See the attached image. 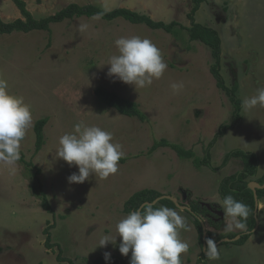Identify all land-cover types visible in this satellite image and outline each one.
Wrapping results in <instances>:
<instances>
[{
    "label": "rangeland",
    "instance_id": "374dc122",
    "mask_svg": "<svg viewBox=\"0 0 264 264\" xmlns=\"http://www.w3.org/2000/svg\"><path fill=\"white\" fill-rule=\"evenodd\" d=\"M25 1L36 18L55 14L71 3H92L107 10L127 7L181 25L171 33L96 15L53 23L50 30L0 33V78L7 80L11 94L22 96L30 105L33 117L21 142L24 158L17 162L14 174L0 165V264H89L105 252L129 264L131 251L128 256L119 252L120 237L106 247H99V241L105 235L115 238L117 223L129 214L125 202L145 188L171 195L182 206L210 203L224 214L213 218L208 211L199 214L207 226L205 251L196 215L174 208L188 225L180 230V238L189 245L181 254L182 264H264V199L259 200V225L244 244L219 238L228 232H249L225 230L232 218L224 211L219 186L224 177L243 169L240 157L223 165L233 149L255 152L260 162L252 181L264 176V107L242 108L241 121L211 146V166L197 167L193 158H181L170 147L148 152L156 140L166 138L204 158L221 126L234 119L235 106L211 71V48L191 40L184 28L192 25L189 14L195 0ZM0 16L5 21L23 17L13 0H0ZM194 16L196 22L217 29L222 38L221 74L226 85L237 84L242 101L255 95L264 87V0H205ZM82 25L87 27L82 30ZM131 36L150 39L168 65L151 86L135 88L107 74L110 56L118 54L114 41ZM180 81L184 88L173 92L170 85ZM100 86L138 102L148 119L110 107L95 92ZM43 117L49 118L46 142L36 151L35 124ZM78 122L111 132L113 142L122 145L127 161L118 162L116 174L68 182L78 168L56 153L59 138L72 133ZM45 199L51 211L45 208ZM46 228L51 248L46 245ZM209 241L214 242L216 259L203 257ZM59 253L65 260H58Z\"/></svg>",
    "mask_w": 264,
    "mask_h": 264
},
{
    "label": "clouds",
    "instance_id": "9594fccd",
    "mask_svg": "<svg viewBox=\"0 0 264 264\" xmlns=\"http://www.w3.org/2000/svg\"><path fill=\"white\" fill-rule=\"evenodd\" d=\"M86 27L82 25L81 29ZM114 43L118 54L110 56L106 64L110 77L135 88H144L151 86L154 79H160L168 68L160 49L148 38L120 37ZM170 87L173 92H179L184 83L173 82ZM241 106L245 110L264 107V87L258 88L255 95L244 98ZM32 123L30 105L22 96L11 94L7 80L0 78V165L6 166L12 174L21 158V142ZM56 155L69 166L78 168V172L67 178L68 182L84 183L91 175L107 179L116 174L124 152L121 144L113 142L111 132L78 122L72 133L59 138ZM222 205L226 215L232 218L225 230L246 229L244 221L250 212L248 205L230 194L223 198ZM187 229L185 217L175 209L146 204L121 219L116 225L115 238L105 235L100 239L99 247L115 244L118 236L119 252L128 256L131 251L129 264H182L181 254L188 251L189 245L180 238V230ZM208 243L207 255L216 259L214 242ZM110 258L111 253L105 252V261Z\"/></svg>",
    "mask_w": 264,
    "mask_h": 264
},
{
    "label": "trees",
    "instance_id": "16d2710c",
    "mask_svg": "<svg viewBox=\"0 0 264 264\" xmlns=\"http://www.w3.org/2000/svg\"><path fill=\"white\" fill-rule=\"evenodd\" d=\"M205 0H195L196 4L189 14L191 18L192 25L189 27H184L188 30L191 40L200 41L211 48L212 56L214 58V63L211 65V71L217 80V84L220 88L224 89L230 96L234 106V119L228 125L224 124L221 126L220 131L216 134V137L210 142L207 153L204 158L195 157V153L191 149H186L178 143L171 142L166 138L156 140L153 145L148 150L149 153H153L160 147H170L174 149L181 158H193V163L195 166L200 167L202 165L211 166V146L215 143L218 136H221L227 129L234 128L238 122L241 121L242 115V99L237 96L238 85L235 84L232 88H229L226 85L225 79L221 74V60H222V38L217 29L204 25L202 23L195 21V13L199 9L201 3ZM16 6L20 9L23 17L17 18L13 21H5L0 16V33L10 34L13 32H25L29 33L35 30H50L51 24L59 23L66 19H72L74 17L81 16H101L106 20H114L117 18H124L132 23L136 24H145L153 29H164L168 32L173 33L177 25H181L177 21L165 22L162 20H155L150 15L146 13H141L139 11L127 8V7H118L113 10H107L99 7L95 4H85L81 5L78 3H71L66 7L62 8L55 14L48 15L43 18H36L33 13L28 9L27 2L25 0H13ZM97 96L108 104L110 107H114L121 114L138 117L140 120H147L148 117L146 113L141 109L138 102L124 97L118 94L115 91L109 90L105 87H98L95 90ZM49 121L48 117L40 118L35 124L36 132V151H40L45 142V127ZM233 157H240L243 159L244 166L240 171L230 174L221 181L219 186V194L223 200L226 195H232L235 199L242 201L248 205L250 212L249 215L244 221L246 223V230L249 232L240 233L241 236L235 241L237 244H244L249 236L250 231L253 230L257 223V217L255 215L256 209V199L255 191L249 187V183L253 180V177L257 175L259 168V157L253 151H246L243 149H233L229 151L223 161V165H226L229 160ZM24 158L23 153L21 152V159ZM127 158L122 157L119 162H126ZM220 167L216 168L218 170ZM257 182L260 185L264 184V176L257 179ZM256 193L258 199H264V188H257ZM44 194V193H43ZM164 195L162 192L156 189H141L134 192L125 202L124 210L127 213H130L134 210H139L145 202H153L157 198ZM155 207H160L161 205L167 206L169 208H177V205L174 201L168 198H162L159 202L152 204ZM44 206L48 211H51L50 205L47 200H44ZM191 207V213L196 215L195 225L199 231V240L202 245H204L203 239V223L199 218V214H203L208 211L210 218H213L214 213H212L206 206L202 205L201 202H193ZM44 233L47 235L46 245L51 248L52 243H50L51 234L49 229L46 228ZM210 234V233H209ZM239 233L228 232L221 234L219 238H235ZM58 260L63 261L61 253L58 254ZM203 257H208L203 253ZM70 264H75L73 261ZM89 264H127L125 259L121 257L111 256L110 260L105 261L104 256L97 257L93 262Z\"/></svg>",
    "mask_w": 264,
    "mask_h": 264
},
{
    "label": "water",
    "instance_id": "95a60500",
    "mask_svg": "<svg viewBox=\"0 0 264 264\" xmlns=\"http://www.w3.org/2000/svg\"><path fill=\"white\" fill-rule=\"evenodd\" d=\"M249 187L255 191V199H256L255 215H256V217H257V223H256V226H255L254 229H256V228L258 227V225H259V219H258L259 199H258V195H257V193H256V189H257V188H264V184H263V185H260L257 181H251V182L249 183ZM186 196H187V194L184 193V198H186ZM162 198H168V199H171L172 201H174V202L176 203V205H177L178 207H181V208H183V209H189V210H191L190 207L180 205V204L177 202V199L174 198V197H172L171 195H162L161 197L157 198V199H156L155 201H153V202H148V201H147V202L143 203L142 206H144V205H146V204H155V203H157V202H158L160 199H162ZM202 205H205V206H207V207L210 208V209L212 208V206H211L210 203H202ZM142 206H141L139 209H141ZM218 212H219V215H221V217H223V215H224L223 212H222V211H218ZM200 220H201V218H200ZM201 221H202V220H201ZM202 223H203L204 250L207 251V250H206V249H207V244H206L207 226H206V224H205L203 221H202ZM240 236H241V235H237L235 238H229V237H226V238H224L223 240H226V241H232V240H234V241H235V240H237Z\"/></svg>",
    "mask_w": 264,
    "mask_h": 264
},
{
    "label": "flooded vegetation",
    "instance_id": "af4514ba",
    "mask_svg": "<svg viewBox=\"0 0 264 264\" xmlns=\"http://www.w3.org/2000/svg\"><path fill=\"white\" fill-rule=\"evenodd\" d=\"M205 206V205H204ZM215 206V205H214ZM207 207V206H206ZM208 208V207H207ZM209 209V208H208ZM212 213H214V215L216 216V217H218V215H219V212L218 211H221V210H219V209H216V208H211V209H209ZM215 217V218H216ZM201 220L203 221V219L201 218ZM224 238V237H223ZM221 239V238H220ZM204 246V245H203ZM207 250V249H206Z\"/></svg>",
    "mask_w": 264,
    "mask_h": 264
}]
</instances>
